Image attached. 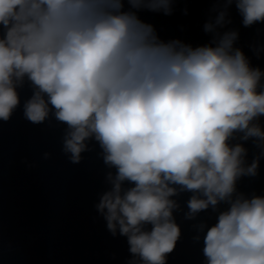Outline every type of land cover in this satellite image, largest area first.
I'll list each match as a JSON object with an SVG mask.
<instances>
[{
	"label": "clouds",
	"instance_id": "clouds-1",
	"mask_svg": "<svg viewBox=\"0 0 264 264\" xmlns=\"http://www.w3.org/2000/svg\"><path fill=\"white\" fill-rule=\"evenodd\" d=\"M174 3L0 0V121L27 81L25 119L66 125L62 151L72 163L98 143L115 172L96 209L113 236L127 238L128 264H167L181 237L174 197L186 192L184 219L217 213L213 225L193 226L194 241L204 233V264H264V196L237 189L264 157V71L236 46L239 32L224 30L233 4L244 27L264 23V0H214L203 26L211 39L195 47L161 40L138 15H171Z\"/></svg>",
	"mask_w": 264,
	"mask_h": 264
}]
</instances>
